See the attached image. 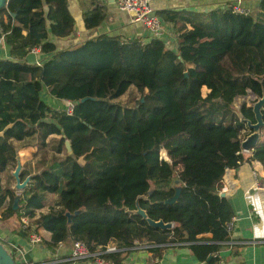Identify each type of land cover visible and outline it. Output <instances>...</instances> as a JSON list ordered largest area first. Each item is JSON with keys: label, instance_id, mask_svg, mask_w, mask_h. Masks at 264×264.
Returning a JSON list of instances; mask_svg holds the SVG:
<instances>
[{"label": "trees", "instance_id": "1", "mask_svg": "<svg viewBox=\"0 0 264 264\" xmlns=\"http://www.w3.org/2000/svg\"><path fill=\"white\" fill-rule=\"evenodd\" d=\"M98 3L79 0L86 30L106 19ZM159 15L174 28L175 49L161 40L142 44L101 34L58 50L50 38H66L74 27L67 0H8L0 12V36L9 34L11 48V59H0V132L9 127L0 137V217L34 219L52 193L37 182L53 176L56 203L32 222L33 232L49 233V249L71 240L99 253L114 242L118 250L100 256L121 264L124 249L146 246L158 255L170 243L214 258L229 241L226 225L234 216L217 191L225 169L254 160L264 171V140L245 158V126L230 110L248 92L256 98L264 92V0L253 13L227 5ZM32 48L54 56L32 65L26 60ZM132 86L141 95L134 107L114 103ZM44 89L74 102L73 113L47 105ZM240 113L254 122L251 107L242 105ZM37 137L51 145L40 151L34 170L22 171L21 181L45 170L14 210L16 195L6 178L16 167L15 148ZM177 189V201L165 204ZM139 196H147L138 206L149 219L173 222V229L152 228L134 215ZM29 231L21 228L19 235Z\"/></svg>", "mask_w": 264, "mask_h": 264}, {"label": "crops", "instance_id": "2", "mask_svg": "<svg viewBox=\"0 0 264 264\" xmlns=\"http://www.w3.org/2000/svg\"><path fill=\"white\" fill-rule=\"evenodd\" d=\"M237 1L243 6L251 4L254 11L257 9L259 3V0H155L152 6L155 13L160 17L159 12L162 10L207 12L214 8H223L227 5L232 6ZM242 1L243 4L241 3ZM205 4H210V7L205 8ZM98 6L104 8L106 19L96 29L86 30L83 26L79 0H67L68 10L74 20L73 31L66 38L55 39L51 37L50 42L60 50L77 45L101 34L118 36L124 41L137 40L142 44L151 41L149 33L141 25L132 24L129 16L119 11L116 6L110 7L112 6L110 0H99ZM163 22L164 28L169 32V36L162 41L168 48L175 49L178 40L174 28L170 23L164 20ZM3 35V39L0 38V59L9 60L11 59V48L7 43L9 34ZM53 56V54H43L39 50L35 53L29 52L26 60L32 65H41L45 61L52 59ZM41 98L55 110H61L65 104L64 100H57L51 97L46 89L43 90ZM46 142L37 137L29 145L27 143L16 145L15 151L22 166V171L26 167L28 169L27 163L34 165V160L46 145ZM242 154L245 158L252 155L251 153ZM235 169L236 174L234 178L239 179L240 188L235 192L225 195L233 211L235 224L232 232L229 234V241L219 248L217 253L214 254V258H211V256L204 257L200 251L196 253L186 244L167 243L161 245L158 255L151 252L146 246L129 250L124 249L122 251L124 252V256L121 264H264V191L252 188L253 180L251 177V171L254 169L263 173L264 171L261 164L254 160L243 162ZM44 170L45 168L36 174L32 173L30 175L39 176ZM262 181H264V178H262ZM38 182L42 184V180ZM221 186L222 184L219 183L218 192ZM33 187H35V182L31 179L27 187L21 192L16 191L14 187L10 188L14 191L15 195L23 197L24 193L31 191ZM48 195L50 196V194H46L47 197ZM46 196L45 199H47ZM47 212V207H44L35 212V218ZM34 219L26 216L20 218L13 216L7 219L0 217V242L9 251L20 249L25 254L26 260L31 264H96L91 259L73 260L71 258L73 244L71 240H67L55 248L49 249L47 245L49 233L43 230L37 233L33 232L32 222ZM23 220L26 221V227H30V231L25 238L19 235L21 228H24ZM33 236H37L39 241L32 242Z\"/></svg>", "mask_w": 264, "mask_h": 264}, {"label": "built area", "instance_id": "3", "mask_svg": "<svg viewBox=\"0 0 264 264\" xmlns=\"http://www.w3.org/2000/svg\"><path fill=\"white\" fill-rule=\"evenodd\" d=\"M116 8L126 13L129 16V20L132 24L141 25L150 35L151 40H164L169 36V32L164 28L163 20L155 13L152 3L155 0H113ZM233 11L236 13H248L242 6L240 2L237 1L236 4L231 6ZM4 35H1V39H3ZM39 51V48H32L30 50L31 53H35ZM75 103L71 101H65V110H63L67 115H71L73 113ZM167 159V160H166ZM165 160L168 161V158ZM236 174L235 168H226L224 175L220 181L222 184L220 191L218 193H222L224 195L230 194L231 192H235L240 188L239 179H235L234 176ZM252 177V188L256 190L264 191V173L259 172L256 169L251 171ZM24 228L26 227V221L23 220ZM235 219H231L230 222L227 223V232L230 234L234 228ZM23 228V229H24ZM39 239L37 236L32 237V242H38ZM117 246L114 242H109L105 247L104 251H100L99 253H90L88 248L82 242H73L71 249V258L73 260H94L96 264H112V262L107 261L101 258L102 253H113L116 252ZM14 261L16 264H31L26 258L25 254L17 249L14 252Z\"/></svg>", "mask_w": 264, "mask_h": 264}, {"label": "water", "instance_id": "4", "mask_svg": "<svg viewBox=\"0 0 264 264\" xmlns=\"http://www.w3.org/2000/svg\"><path fill=\"white\" fill-rule=\"evenodd\" d=\"M7 3H8V0H0V12L6 8ZM110 4L112 5L110 7L116 6L113 0H110ZM10 16L12 19H14V17H15L14 14H10ZM263 107H264V92H263L261 97L256 98V101L253 103V105L251 107L252 113L254 116V122L247 120V119H244L242 117L240 111L237 113L238 115L236 114L239 118V121L241 123L246 124L248 130L250 131L249 135H247L240 143V149H241L242 153H251L252 154L254 149L259 144L260 136H261L260 131H261V129H264V122H263V118H262ZM7 128H9V127H7ZM7 128H5L2 132H0V137L3 136V134L5 133ZM64 146H65L67 156L69 158L73 159L74 154H73L70 142L66 140L64 143ZM165 155H166V153H165ZM15 159H16V167L13 170V172L11 173V176L15 180V190L16 191L24 190L27 187L30 180L34 176L29 175L23 181H21L20 175L22 173V166L20 164V161H19L17 155H16ZM152 188L153 187L150 188L148 194L151 193ZM179 194H180V190L177 189L175 192V195L172 198H170L169 200H166L165 204L170 205V204H173L174 202H176L178 197H179ZM220 196L226 198L224 194H221ZM20 198H21L20 196L16 195V198L13 202V209L14 210H16L18 208V201ZM139 199H147V196H139L137 198L136 210L133 212L134 215H139L142 218V220H145L147 222V224L152 228H157V229H161V230H172L173 229V227H174L173 222L164 223L162 220L155 222V221L149 219L146 212L139 208V206H138ZM66 216L68 218V223H69L71 215L66 214ZM0 264H16L14 261L13 254L7 248H5L1 242H0Z\"/></svg>", "mask_w": 264, "mask_h": 264}, {"label": "rangeland", "instance_id": "5", "mask_svg": "<svg viewBox=\"0 0 264 264\" xmlns=\"http://www.w3.org/2000/svg\"><path fill=\"white\" fill-rule=\"evenodd\" d=\"M241 3L243 4V1ZM241 6H242V9H244L248 13H253L254 12V8L251 6V4H247L245 6L241 5ZM209 7H210V4H205V8H209ZM207 93H208V90L205 87H203L201 89V95H202V97H205ZM140 97H141V95L137 92L136 88L134 86H132V87L129 88V90L124 95H122L118 99L114 100V103H117V104H120V105H123V106L134 107L135 104L139 101ZM255 101H256V96H254L253 94H251L250 92H248L246 96H243V97H240V98L235 99V101L233 102V104L230 105V110L233 111L235 114H237L240 111V108L242 107V105H245L246 107H252V105H253V103ZM63 110H65V104H64L63 108L60 111H63ZM220 118H221V116H218L215 121L218 122ZM205 119L207 121L209 120V118L207 116V113H206V118ZM225 121L227 123V119H225ZM244 126H245L244 127V130L242 131V137H243V139L247 135H249V133H250V131L247 128V125L244 124ZM260 134H261L260 141H263L264 140V129H261ZM50 145L51 144H48L46 142V145L43 147V149L41 151H43L44 149H46L47 146L49 148ZM161 151H160V157L162 159H166V158L162 157ZM164 153H165V151H164ZM34 167H35V165H30L28 167V169H27V167H26V169L27 170H29V169L30 170H34ZM181 168H182V166H177L175 168V170L179 172L181 170ZM12 172L13 171H11L10 174ZM6 179H8V185L10 187H14L15 188V180H14V178L12 176H7ZM41 180H42V184L43 185L47 184V186H45V187L48 188L50 192H52L50 194V196L48 195V197L45 195L46 198H47V199H45V207H47V209H49L50 206H54L55 203H56V195L53 193V190H54V188L56 186V184H55V178L53 176L44 175V177L41 178ZM38 181H40V180H38ZM37 183H39V182H37ZM37 183L35 184V186L37 185ZM21 191L22 190H19V192H21ZM4 247L6 248V246H4Z\"/></svg>", "mask_w": 264, "mask_h": 264}]
</instances>
